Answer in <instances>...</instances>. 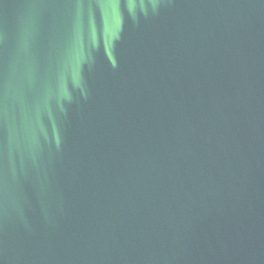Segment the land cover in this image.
Returning a JSON list of instances; mask_svg holds the SVG:
<instances>
[{"label":"water","instance_id":"water-1","mask_svg":"<svg viewBox=\"0 0 264 264\" xmlns=\"http://www.w3.org/2000/svg\"><path fill=\"white\" fill-rule=\"evenodd\" d=\"M0 264H264V0H0Z\"/></svg>","mask_w":264,"mask_h":264}]
</instances>
